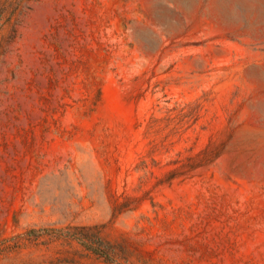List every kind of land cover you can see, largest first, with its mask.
Returning <instances> with one entry per match:
<instances>
[{
  "label": "rangeland",
  "instance_id": "1",
  "mask_svg": "<svg viewBox=\"0 0 264 264\" xmlns=\"http://www.w3.org/2000/svg\"><path fill=\"white\" fill-rule=\"evenodd\" d=\"M0 264H264V0H0Z\"/></svg>",
  "mask_w": 264,
  "mask_h": 264
},
{
  "label": "trees",
  "instance_id": "2",
  "mask_svg": "<svg viewBox=\"0 0 264 264\" xmlns=\"http://www.w3.org/2000/svg\"><path fill=\"white\" fill-rule=\"evenodd\" d=\"M203 150L204 149H202V150H200L199 152H203ZM219 153H220V150H219V152H217V153H215L213 156L214 157H216V156H218L219 155ZM209 160H205V159H198V161L195 163V164H193V168H196V167H199V166H202L203 164H206L207 162H208ZM171 178L173 177V176H170ZM80 235V234H79ZM80 237V236H79ZM79 239H81V238H79ZM82 240V239H81ZM85 243V242H84ZM95 251H98V250H95Z\"/></svg>",
  "mask_w": 264,
  "mask_h": 264
}]
</instances>
